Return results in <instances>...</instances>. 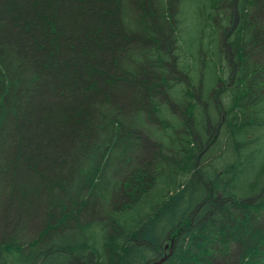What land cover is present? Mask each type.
Returning a JSON list of instances; mask_svg holds the SVG:
<instances>
[{
	"label": "trees",
	"instance_id": "trees-1",
	"mask_svg": "<svg viewBox=\"0 0 264 264\" xmlns=\"http://www.w3.org/2000/svg\"><path fill=\"white\" fill-rule=\"evenodd\" d=\"M163 256L264 264V0H0V264Z\"/></svg>",
	"mask_w": 264,
	"mask_h": 264
},
{
	"label": "rangeland",
	"instance_id": "rangeland-1",
	"mask_svg": "<svg viewBox=\"0 0 264 264\" xmlns=\"http://www.w3.org/2000/svg\"><path fill=\"white\" fill-rule=\"evenodd\" d=\"M218 153V150L217 149H215L212 153H211V157L212 156H214L215 154H217ZM225 160L224 159H221L220 161H216L217 163H216V166L215 167H211V169L213 170L214 168L216 169V170H220L221 172H223V168H224V166H226V163L224 162Z\"/></svg>",
	"mask_w": 264,
	"mask_h": 264
},
{
	"label": "water",
	"instance_id": "water-1",
	"mask_svg": "<svg viewBox=\"0 0 264 264\" xmlns=\"http://www.w3.org/2000/svg\"><path fill=\"white\" fill-rule=\"evenodd\" d=\"M166 258V256H163L162 258H160V260H158L156 263H161L162 261H164V259Z\"/></svg>",
	"mask_w": 264,
	"mask_h": 264
},
{
	"label": "bare ground",
	"instance_id": "bare-ground-1",
	"mask_svg": "<svg viewBox=\"0 0 264 264\" xmlns=\"http://www.w3.org/2000/svg\"><path fill=\"white\" fill-rule=\"evenodd\" d=\"M168 245H169V243H168ZM167 244H166V247L168 246ZM171 245V244H170ZM168 248V247H167ZM92 258V257H91ZM88 260V259H87ZM3 263V262H2Z\"/></svg>",
	"mask_w": 264,
	"mask_h": 264
}]
</instances>
